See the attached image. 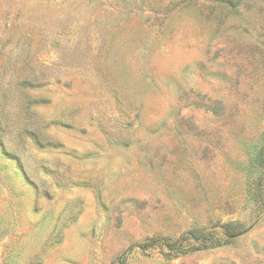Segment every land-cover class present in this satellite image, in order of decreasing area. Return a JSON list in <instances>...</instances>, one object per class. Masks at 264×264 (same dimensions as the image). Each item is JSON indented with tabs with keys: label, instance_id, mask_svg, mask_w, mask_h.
I'll list each match as a JSON object with an SVG mask.
<instances>
[{
	"label": "rangeland",
	"instance_id": "374dc122",
	"mask_svg": "<svg viewBox=\"0 0 264 264\" xmlns=\"http://www.w3.org/2000/svg\"><path fill=\"white\" fill-rule=\"evenodd\" d=\"M0 264H264V0H0Z\"/></svg>",
	"mask_w": 264,
	"mask_h": 264
},
{
	"label": "trees",
	"instance_id": "16d2710c",
	"mask_svg": "<svg viewBox=\"0 0 264 264\" xmlns=\"http://www.w3.org/2000/svg\"><path fill=\"white\" fill-rule=\"evenodd\" d=\"M194 239H195V240H199V239H200V235H197V236L194 235Z\"/></svg>",
	"mask_w": 264,
	"mask_h": 264
}]
</instances>
